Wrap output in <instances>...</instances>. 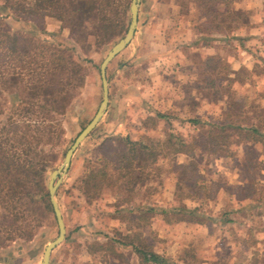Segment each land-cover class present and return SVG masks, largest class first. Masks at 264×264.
Returning <instances> with one entry per match:
<instances>
[{
    "label": "rangeland",
    "instance_id": "rangeland-1",
    "mask_svg": "<svg viewBox=\"0 0 264 264\" xmlns=\"http://www.w3.org/2000/svg\"><path fill=\"white\" fill-rule=\"evenodd\" d=\"M11 1L0 0L1 31L19 34L21 44L28 39L34 56L42 45L74 47L75 51L70 52L85 68L84 85L79 94L71 93L74 98L68 108L64 134L53 150L49 144L36 145V138L25 137L30 133L19 113L37 108L39 100L28 91V85L35 83L33 72L22 68L27 59L23 49L15 52L0 43V182L9 181L5 174L12 172L14 183L23 184L28 160L38 159L39 151H44L53 159L45 177L49 190L52 171L63 164L67 150L103 100L101 64L128 30L132 0L126 14L125 0H115L121 5H115L108 14L113 26L104 38L99 34L97 12L92 23L86 29L84 24L81 30L76 16L62 22L41 14V10L33 14V21H22L8 8ZM19 1L24 5L34 0ZM152 1L141 0L142 13L135 36L108 66L107 111L76 150L58 188L56 198L68 229L66 239L52 252L51 264H154L144 261L132 247L120 246L109 239L115 231L118 236L130 233L128 224L135 226L132 232L140 231L142 240L153 243L151 248L181 264H213L214 260L217 264H264V241L254 247L245 246L240 240L247 236L248 228L239 225L250 220L258 209L264 211V181H250L244 191L235 176L237 160L209 154L210 144L204 153L195 151L198 142L209 143L220 132L234 133L233 129H223L228 110L239 114L240 110L248 109H240L235 103L234 80L242 81L238 87L246 93L243 80L254 77L247 64L234 73L228 63L229 50L237 51L245 60L248 53L242 47L249 45L250 57L259 61L252 71L264 74V0H163L157 8H153ZM242 26L246 27L243 31L239 30ZM244 37L248 39L243 41ZM213 51H217L215 56H207ZM186 60L190 65L182 64ZM17 75L20 78L16 82L13 76ZM261 89L264 83L255 80L247 93L252 96L249 101L253 111L264 113V108L256 109L264 100ZM27 97V101L32 99L35 104L25 101L18 105ZM257 120L250 117L249 121ZM214 121L217 125H211ZM257 125L264 126V121ZM127 136L141 145L156 141L158 159L154 161L153 156L148 159L150 149L139 150L137 155L127 151ZM226 138L225 143L230 141L233 149L239 147L235 137ZM183 141L185 147L181 146ZM34 146L35 154L28 151ZM182 147L187 153L176 154L175 150ZM107 154L108 175L112 178L123 172L125 159L134 157L132 177H140L137 185L124 183L122 179L102 189L91 185L86 194L84 177L101 167ZM251 155L256 156L254 152ZM120 156L123 162L116 159ZM4 161L15 163L12 170L6 168L3 172ZM243 166L248 172L247 160ZM182 175L190 181H182L179 187L176 182ZM23 189L19 186V193ZM0 190V241L9 244L0 246V264H41L46 246L59 234L54 208L33 204L28 213L38 225L31 230L30 238H16L23 232L17 228L18 224L22 223L25 231L27 228L25 198L18 193L11 204L7 187ZM134 202L140 204V209L132 205ZM130 206L135 209L130 213L133 221L121 225L118 213ZM139 210L143 211L140 220ZM16 213L19 219L12 220ZM232 216L237 218L235 224L226 222ZM198 218L203 221L200 226L192 223ZM226 239L234 243L231 240L228 244ZM238 242L242 246H235Z\"/></svg>",
    "mask_w": 264,
    "mask_h": 264
},
{
    "label": "trees",
    "instance_id": "trees-1",
    "mask_svg": "<svg viewBox=\"0 0 264 264\" xmlns=\"http://www.w3.org/2000/svg\"><path fill=\"white\" fill-rule=\"evenodd\" d=\"M23 2L26 1L24 0ZM21 3L22 2H20L19 0H12L9 3L8 8L10 10L15 11L17 18L22 21H33V19L35 18L33 14H39L38 12L41 10V14L45 16L55 17L62 22L67 18L73 19L76 16V18L80 19L79 28L81 30L82 27L84 28V24L85 29L88 27L87 24L92 21L94 15L97 12L100 17L98 23V29L100 31L99 34L102 35L103 38L105 37V35L110 33L113 26V22L109 20L110 18L108 17V14L113 10L115 5H121L116 4L115 0H34L24 5H21ZM130 3L131 0H125V2L123 3V11L125 12V14L126 10L130 9ZM5 8H7L6 4ZM122 21L124 23L125 20ZM20 38L21 37L19 34L0 30V43H2L4 46H9V48H12L15 52L19 50L21 51V49H23L22 51L25 52L27 59H25V66L22 68H25L27 71L31 69V71L33 72V80L35 81V83L33 85H28V91L30 92L32 98H37L39 100L37 104L34 103L37 108L29 109L25 113H19V116L24 119V121L27 123L28 132L30 133H27L25 137L29 136V138L32 139L36 138V145H38L39 143L49 144L54 150L57 146V143L60 144L64 134L68 108L74 98V96H71V93L73 92L76 95L79 94L82 86L84 85L85 75L83 71L85 68L79 61L75 60V58L73 57L71 52L75 51L74 47L65 48V46L62 47V45L60 44L50 45L49 47L42 45L40 50L35 51L37 55L41 56L40 58L39 56L37 57V55L34 56L32 54L33 49L29 44H27L28 39L26 41L27 47H25L24 45L26 44H21V42H19ZM19 78L20 76L18 75L13 76V79L16 82ZM27 100L28 97L27 99H23L18 105H23L25 101L34 105V101H32V99H30V101ZM235 100V103L240 109H244V107L247 105L248 110H240L239 114L237 112L233 113L229 110L227 111L226 120L225 118L222 120H225L223 123V129H233L232 132L234 131V133H228L226 134V136L225 134H223L226 132L224 131L223 133L220 132V134L213 136L212 140L210 139L209 143L198 142L197 146L195 147V151L204 153L206 152L205 150L209 148L210 144L212 149L208 150L209 154L226 155L231 157H236L240 154L242 157V165L244 160H247L250 164L248 172L249 174H253L255 168H257L258 165L253 162L254 158L251 153H255L254 147L258 144L260 145V147H262V151L264 152V131H260L257 127H255L257 126V124L247 125L249 124L248 122H250V119H248L249 115L246 113V111L249 112L250 115H252L254 118L256 117L259 122L262 120L264 121V113L261 112L262 110L258 112L256 110L253 111L252 105H250L248 103V100H245L244 97L235 98ZM258 108H262V105L258 104L256 109ZM211 125H217V121H214V123ZM36 131L38 134L36 133ZM232 136L237 139V145L239 144V147H237L236 149H233L230 141L228 143H225L228 139L226 137L232 138ZM125 139L128 143L127 151L139 154V150L147 151L150 149L152 153H150L148 159L151 156L154 157V161L158 159L159 153L155 148L158 145L156 141L149 145H141L138 144L136 140L128 136ZM27 142L32 144V141ZM181 146L185 147L186 143L183 141ZM183 147L176 149L175 153L186 154L187 152L186 150H183ZM246 150L248 152L247 154H245ZM28 151H33L35 154L36 147L34 146L32 147V149H28ZM39 153L40 157L38 159L30 158L28 160L26 179L23 184L17 182L14 183L12 178L15 177L12 172L5 174V179L9 180L7 181L8 183L6 181L4 183L0 182L2 183L0 184V188L7 187V190L9 191L8 196L11 200V204L14 200H16V197L19 194L24 196L25 198L24 210L26 216L24 217V221L26 223L27 228L25 231L22 223L18 224L17 228H22L23 232L19 234L17 233L18 235H15L16 238H30L32 234L31 230L38 225L34 223L36 218L31 216V213H28V211H31L33 209V207L31 208L33 204L42 205V207L44 206L45 209L53 210L52 202L50 199V192L48 190L47 182H45V177L48 172V168L51 167V165L53 164V159H50L48 157V154H44V151H39ZM52 154L53 151L50 153L51 157ZM107 157H109L108 154L106 157L104 156V159H106L104 160V162L102 161L103 163L101 167L96 170L90 171L89 175L84 177L83 182L85 185L86 194L87 192H89V188L91 185L94 189H102L104 186H114L119 180L123 179L122 181L124 183H129L130 185L135 186L136 182L139 180L140 177H132L134 174V169H132V166L134 164V157H131L130 159H125V162H123L124 159L122 158V156L116 158L122 161L125 167H122L121 169L123 170V172L121 171V173H118V175L114 178L108 175L110 167L108 166ZM13 164L15 163L11 164L10 162L4 161L1 164L2 168H4L3 172H6V168H10V170H12ZM184 180L190 181L188 176L182 175L178 178L176 184H178L179 187H182L181 184ZM19 186L24 187L23 193H19ZM38 192L41 194V196L38 194ZM3 198L5 199V196ZM4 199L2 200V202L6 206V202ZM134 207L130 206L122 211H119L120 213H118V218L123 221V223H120L121 225L124 223L125 225H127V220L133 221V217L130 215V213L133 210L135 211ZM15 208L16 205L12 209L14 210ZM147 211H152V209H148ZM142 212L143 211L139 210V214H141ZM167 212L168 211H166V213ZM140 218H143L142 214L138 216V220H140ZM16 219H19V215L17 213L15 215V218L12 220ZM193 220H197L198 222L203 223L202 219L200 218ZM252 220L253 224L251 227H249V229H247L246 237H248L251 242L256 241L257 239L258 241L261 240L263 242L264 211L261 208L258 209L253 215ZM116 227L117 229L119 228L118 226ZM127 228L130 229V233L118 236L119 233L115 231V233H113L112 235L113 237L109 239L113 243H116L120 246L132 247V250L136 251L143 258V260L148 263L151 262L154 264H181L173 260L172 258H169L166 255L158 252L156 249L154 250L153 248H151L154 247L153 243L142 240L140 231H131L133 230V228H135V226L128 224ZM9 232L12 233V230H10ZM8 245V243H0V246L2 248L7 247ZM1 252L2 251L0 250V253ZM215 263L217 264L216 260H214L213 264ZM197 264L202 263L199 262Z\"/></svg>",
    "mask_w": 264,
    "mask_h": 264
},
{
    "label": "water",
    "instance_id": "water-1",
    "mask_svg": "<svg viewBox=\"0 0 264 264\" xmlns=\"http://www.w3.org/2000/svg\"><path fill=\"white\" fill-rule=\"evenodd\" d=\"M141 0H132L131 3V20L128 27V30L124 37H122L108 52L107 56L103 60L101 64V77L103 83V100L99 106L98 111L92 120L86 125V127L80 132V134L76 137L73 144L67 150L65 159L63 164L54 169L51 174L50 182H49V191L50 198L52 201V205L54 208V213L56 215L59 227L58 236L51 241L45 248L44 257L41 264H51V256L53 250L61 244L66 239L67 227L63 218L62 210L59 205V202L56 198L57 191L60 185L63 182L64 175L70 168L72 158L79 148V146L86 140V138L91 134V132L97 127L99 122L102 120L105 115L107 108L109 106L110 101V92H109V81L107 70L110 62L120 53L122 52L133 40L138 23H139V9H140Z\"/></svg>",
    "mask_w": 264,
    "mask_h": 264
},
{
    "label": "crops",
    "instance_id": "crops-1",
    "mask_svg": "<svg viewBox=\"0 0 264 264\" xmlns=\"http://www.w3.org/2000/svg\"><path fill=\"white\" fill-rule=\"evenodd\" d=\"M153 2V8L154 7H156L157 8V4H161L162 2H163V0H153L152 1ZM141 13H142V6H141V4H140V9H139V19L141 18ZM188 29L190 30V31H194L195 30V28L193 27H188ZM246 29V27H244V26H242V27H240V29L239 30H241V31H243V30H245ZM249 31H253V28H250L249 29ZM247 31H244V33H246ZM136 33V32H135ZM135 36V35H134ZM240 36H243V35H240ZM245 39H243V41H246L247 39H248V37H244ZM248 47H246V46H243L242 47V49H245V51H246V53H248L247 55H248V57H247V55H246V57H245V60L243 59V57L237 52V51H230L229 50V54H230V56H229V58H228V63H229V65L231 66V68H232V70L233 71H235L234 73H236L237 71H240V70H242V68H244L245 66H247L246 68L247 69H249L250 70V72H251V74L253 75V79H246V80H243V81H245V85H244V87H245V92L246 93H244V92H242L241 91V89L238 87V85H242L241 84V80H240V82H236L237 80H234V86H233V91H234V95H235V98H239V97H244L245 98V100H248V103L250 104V101L249 100H251V98H252V96L249 94L248 95V93H247V89L248 88H250V85L252 84V83H255V80H259L260 81V83L262 84V83H264V74H263V76H261V73L258 75V74H256V73H254V71H252V69H255L256 67V65H257V63L259 62V61H256V60H253V58L252 57H250V55H249V53H251V47H249V45H247ZM246 47V48H245ZM201 50L203 49V47H201L200 48ZM203 51V50H202ZM214 53H208L207 54V56H209L210 54H211V56H215V54H217V51H213ZM203 53V52H202ZM232 54V55H231ZM261 54H263V53H261ZM203 56V55H202ZM204 57V56H203ZM184 63V64H183ZM185 63H187V65H190V63H189V61H187L186 60V62H182V64L183 65H185ZM247 64V65H246ZM193 65H194V63L192 62V65H191V67H193ZM190 67V68H191ZM249 86V87H248ZM248 87V88H247ZM238 89V90H237ZM264 89H261V92H262V94H264V91H263ZM258 104H261L262 105V108H264V100L262 99V101L260 102V103H258ZM250 106V105H249ZM246 108H247V105L245 106ZM248 110V109H247ZM246 113L249 115L248 116V119H250V117L251 118H254L252 115H250V113L249 112H247L246 111ZM249 123V122H248ZM253 124H259V121L258 122H253V123H249V124H247V125H253ZM255 127H257L260 131H264V126H255ZM254 151H255V158L253 159V162L256 164V165H258L257 166V168H255V171H254V173L253 174H249V172H246L245 170H244V166L242 165V157H241V155L239 154L238 156H236V157H231V156H226V155H219V157H223V159L225 158V159H227V160H237V162H236V165H238V168H237V170H236V178L237 179H239V181H238V183L240 184V185H242V190H244V191H247V189H248V186H247V184L250 182V181H264V167L262 166L261 168H260V165H264V152L262 151V147H260V145L258 144V145H256L255 147H254ZM248 152H247V150L245 151V154H247ZM258 169H262L260 172L258 171ZM237 181V180H236ZM232 182V181H231ZM243 183H244V185H243ZM132 205H134L135 207H136V209H140V204L139 203H133ZM138 211V210H137ZM154 219V218H153ZM237 220V218L236 217H230L229 219H227L226 220V222H228V223H230V224H233L234 222L233 221H236ZM183 222H186L187 224H190L191 225V223L190 222H187V221H183ZM192 223H194V224H196V225H198V226H200V224H202V222H198V221H196V222H192ZM235 224V223H234ZM252 224H253V220H252V218L250 219V220H246L245 221V224L244 225H242V224H239V225H241V226H243V227H245V228H248L249 229V227H251L252 226ZM204 225H206V224H204ZM66 227H67V229H68V225H66ZM259 237V236H258ZM257 237V238H258ZM232 239H226V242L228 243V244H230V241H231ZM241 242H243L244 243V245L245 246H248V247H254L256 244H262L263 242L260 240V241H258V239L256 240V241H253V242H251V240H249V238L248 237H246V238H244V239H242V240H240ZM250 241V242H249ZM241 242L239 243H236L235 244V246H242V244H241ZM255 242V243H254ZM180 243H181V241H180ZM234 243V241L232 240V244ZM156 250H158V249H156ZM158 252H160V253H162L161 251H158Z\"/></svg>",
    "mask_w": 264,
    "mask_h": 264
}]
</instances>
